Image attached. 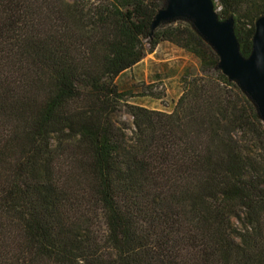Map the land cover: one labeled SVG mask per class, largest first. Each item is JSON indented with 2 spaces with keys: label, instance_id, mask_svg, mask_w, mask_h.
Here are the masks:
<instances>
[{
  "label": "trees",
  "instance_id": "1",
  "mask_svg": "<svg viewBox=\"0 0 264 264\" xmlns=\"http://www.w3.org/2000/svg\"><path fill=\"white\" fill-rule=\"evenodd\" d=\"M167 5L0 0V264H264V120ZM162 41L201 65L172 112L116 82Z\"/></svg>",
  "mask_w": 264,
  "mask_h": 264
},
{
  "label": "rangeland",
  "instance_id": "2",
  "mask_svg": "<svg viewBox=\"0 0 264 264\" xmlns=\"http://www.w3.org/2000/svg\"><path fill=\"white\" fill-rule=\"evenodd\" d=\"M236 1L230 0L234 5ZM239 1V5L243 3L244 8L249 10L244 21L248 20L255 25L259 18L264 17V4L262 3L264 0ZM213 3L216 13L224 17L222 21L243 14L239 5L227 7L223 0H213ZM171 22L173 26H192L190 20L183 18H177ZM200 73V59L195 54L172 42L162 41L138 65L118 77L116 82L118 88L126 94V103L162 112H172L183 92L185 77ZM121 120L132 128L133 119L125 106L122 107ZM233 223L238 224L236 220H233Z\"/></svg>",
  "mask_w": 264,
  "mask_h": 264
},
{
  "label": "water",
  "instance_id": "3",
  "mask_svg": "<svg viewBox=\"0 0 264 264\" xmlns=\"http://www.w3.org/2000/svg\"><path fill=\"white\" fill-rule=\"evenodd\" d=\"M177 18L191 20L198 33L216 51L219 67L256 103L264 120V17L256 22L251 55L240 51L234 21H222L215 11L213 0H168L152 24L154 30L162 21Z\"/></svg>",
  "mask_w": 264,
  "mask_h": 264
},
{
  "label": "crops",
  "instance_id": "4",
  "mask_svg": "<svg viewBox=\"0 0 264 264\" xmlns=\"http://www.w3.org/2000/svg\"><path fill=\"white\" fill-rule=\"evenodd\" d=\"M138 64H139V63H138ZM138 64H137V65H138ZM135 66H136V65H135ZM135 66H134V67H135ZM134 67H133V68H134ZM128 71H130V70H128ZM128 71H126L125 73H127ZM125 73H123V74H125ZM123 74H122V75H123ZM119 77H120V76H119Z\"/></svg>",
  "mask_w": 264,
  "mask_h": 264
}]
</instances>
